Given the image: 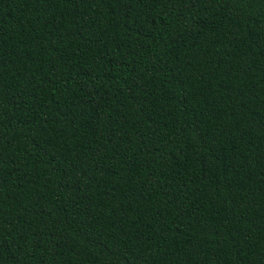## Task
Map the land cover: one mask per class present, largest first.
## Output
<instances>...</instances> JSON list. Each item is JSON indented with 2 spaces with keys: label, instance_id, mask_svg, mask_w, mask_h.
I'll use <instances>...</instances> for the list:
<instances>
[{
  "label": "trees",
  "instance_id": "1",
  "mask_svg": "<svg viewBox=\"0 0 264 264\" xmlns=\"http://www.w3.org/2000/svg\"><path fill=\"white\" fill-rule=\"evenodd\" d=\"M0 264H264V0H0Z\"/></svg>",
  "mask_w": 264,
  "mask_h": 264
}]
</instances>
